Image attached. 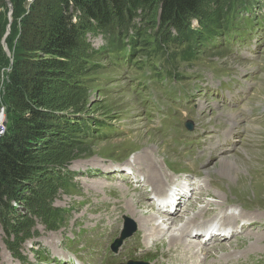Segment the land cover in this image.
Masks as SVG:
<instances>
[{"label":"rangeland","instance_id":"obj_1","mask_svg":"<svg viewBox=\"0 0 264 264\" xmlns=\"http://www.w3.org/2000/svg\"><path fill=\"white\" fill-rule=\"evenodd\" d=\"M208 5L209 3L207 0H201V6H199L197 9V13L203 15L204 13H202V10H204ZM127 7L129 8V6ZM100 8H102L101 12L103 11L104 14L107 12V17L104 19L105 22L101 21L103 18H101V12L99 10L94 9V14L90 17V14L87 11H84L83 9L82 11L80 8L76 7L75 4L70 2V7L67 10L66 17L69 18L68 21L70 26H73V28H75L77 31V37L75 38L77 43L79 40L78 37L82 36L83 34L79 30V26L83 23L91 24L97 20L103 24H110L112 21L116 20L118 14L115 13V5L113 4L112 0H104ZM60 10V0H25V2L21 3L19 6L18 17H15L16 11L12 0H0V114L2 112L3 116L8 121L7 130H9V125H12L11 129L15 131L12 133L24 131L26 126L20 122V119L16 122V115H20V112L23 111L18 107L24 102L23 94H18L16 99L15 96L9 97L7 92H5V89H3L7 86L9 82V76L13 73L15 68L13 65L17 56L16 51L20 52V56L18 57L21 61L19 62V67L16 68L15 72H19L21 79H24L25 75H23V73L25 71L31 73L32 71L35 72L39 69V67L36 65H28V61L37 63L40 61L39 58L42 59L45 57L48 59L49 56V54L42 53L43 41H46L47 38H43L41 34L38 35L34 32L38 25V21L41 20L39 26L41 31L46 32L50 29V24H52L55 15L60 13ZM129 10L130 9H128L127 12ZM159 11V0H153V2L148 5L147 9L142 10L141 14L143 17H138L135 19L142 24L144 36L150 34L151 31L157 28V25L159 24ZM139 12L140 10L137 11V13ZM13 27L15 28V33L12 35V41L10 42V36L13 31ZM87 34L88 33L85 34V37ZM34 35H36V38L33 40L32 37ZM48 35L49 34L47 33V37H49ZM87 38L89 37L87 36ZM29 41H32V46H30V44H25ZM20 43H22V46L17 48ZM22 52H24L25 55H23ZM221 53V50H216L215 53H211V56H216L217 54ZM254 58L255 61L250 63L235 58H233V63H231L230 59L227 57L221 58L220 61H222L225 65H240L242 67L246 65L259 66L264 64V54L255 56ZM135 59L136 57L132 56V53H129L126 56L123 66L117 71V76H121L123 79L109 84L110 94L107 97L98 96V84H92L91 81L89 82L90 89L87 92H71L61 86L53 84V74L55 70H58V63H56L54 66H50V76H48V79L42 83L39 89L40 97L42 96L44 101L42 102L41 107L39 106L37 108L47 118H45L42 128L33 134L38 135L39 138L43 137V139H47L49 133L52 132L55 126V117L53 116L54 113H60L61 111L63 112L65 110L73 111L77 109L89 111L90 113L93 112L97 114H108L110 116L108 122L111 125H107L108 130H106L104 133L99 129L96 132H92L91 135L86 139V142H79L78 144L72 146H64L63 148L48 151L47 148L38 149L36 147L34 148L32 145L30 151L32 158L30 159L31 165L29 166L31 167V172L29 173L27 179L31 180L32 182L36 179L33 183L35 190L32 194L30 193V187L27 186V184L15 185V187L12 189V192H15L17 200H21L23 197L30 196L31 198L37 199L39 203H45L47 195H49L54 188L60 186V179L53 177L54 174L52 172H50V174H42L44 171L43 166L45 164L68 163L75 162L77 159L87 158H92L95 160V156L99 157L111 155L115 148H117V155H119L118 152L123 147L136 149L140 146H148L155 148L156 150L163 151V149H161L162 137L156 134L153 130L149 129L148 126H144L142 123L143 121H141L139 116L133 118L131 120V124L126 123L125 120H123L120 116L123 114H128V112H134L137 107L136 101L140 100L141 97L142 100H145V95L141 96L142 94L140 93L141 90H143L142 87H137L135 84L131 83L129 73L124 74L129 69L135 67ZM258 76L259 81H253L254 84L252 89V97L249 105L260 103L264 100V72H260ZM121 83H124L126 86H128L129 92L127 90L117 91V84ZM136 92L139 93L136 94ZM88 95H92V99L90 101L86 100ZM150 99V102L153 104L151 108L156 109L147 115V121L157 122L161 117L168 118L172 123V127L169 129L171 131L169 135H173V132L176 131L175 124L178 121V110L174 105L166 104L162 101L155 102L153 100V95L150 97ZM147 108L149 107L145 105L143 109L147 110ZM159 110H162V112H159ZM15 125L20 128L15 127ZM129 126L132 128V135H129L128 132L123 129L124 127ZM178 135H180V133H176V136ZM56 140L57 138L55 141ZM244 151L251 155L254 153L248 147L244 148ZM231 156L234 157L233 159L236 161V168L235 170H232V172L235 175H239L238 179L236 180L237 182L230 173L228 175L225 172L224 174L221 173L222 170H215L222 156L217 158L218 160L214 159L211 161L210 165L205 168V171L218 176L222 174L225 177L221 176L223 178L222 183L219 185L218 189L210 193L209 196L217 200L224 199V197L241 198L243 196H247L255 199L258 201V203L264 204V177L251 174L248 162L249 159L246 153L244 156L243 153L236 152V155L233 154ZM127 190H129V192L131 191L130 189H126L125 197L128 200V206L132 207V214L135 213V215H132V217H137L140 219L143 216L147 217V215L151 213L148 201L146 202L140 200L138 196L136 198V195H131V193H129ZM22 200H24V198ZM186 212L191 213L192 210L188 208ZM15 214L16 213L14 211L8 212L9 216ZM141 214H143L142 217ZM177 219H180V217ZM169 226L172 227V223L171 225L169 224ZM170 227L168 229L167 235L171 233L170 238L172 236L175 237L174 234L178 236V233H180L181 229L175 227L170 229ZM263 233H255L253 235L247 236L249 241L247 239L245 244L240 245L238 249L241 251L247 250L249 252H254L261 249V247L264 246ZM170 238L165 237L162 245L156 246L153 252L146 254L143 257L136 258L138 259L137 261L149 262L151 258L155 257L154 253L159 254L165 250V248L168 246V243L173 244L171 242L173 239L170 240ZM166 239H168V243ZM256 239H259L262 242H254ZM215 246L220 247V249H224L226 248L227 244H223V247L222 245ZM215 246H213V249ZM208 249L206 250L208 251Z\"/></svg>","mask_w":264,"mask_h":264},{"label":"trees","instance_id":"obj_2","mask_svg":"<svg viewBox=\"0 0 264 264\" xmlns=\"http://www.w3.org/2000/svg\"><path fill=\"white\" fill-rule=\"evenodd\" d=\"M103 1L104 0H60V13L55 15L52 24H50V29L48 26V31H41V28H39L41 20L38 21V25L34 32L38 35L41 34L43 38H47L46 41H43L42 53L49 54V56L48 59L45 57L42 59L39 58L40 61L37 63L28 61V65H36L39 69L31 73L25 71L23 73V75H25L24 79H21L19 72H15L21 61L18 57L20 56V52L16 51L17 56L13 65L15 68L13 73L9 76V85L7 84L3 89H5L9 97L15 96L16 99L18 94H23L24 102L22 105L18 106L23 111L20 112V115H16V122L20 119V122L26 126L24 131L12 133L15 131L11 129L12 125L10 124L8 135L6 134L4 138L0 139V202L3 201L5 196L12 194V189L15 185L22 184L31 172V167H29L31 165L30 159L32 158L30 152L32 148L31 144L35 139L39 138L38 135L33 133L42 128L44 120L47 118L37 109L39 106L41 107L44 101L43 97H40V86L48 79V76H50V66H54L56 63L61 65L62 63L59 58L66 56L71 46L76 44L75 38L77 37V31L73 26H70L68 21L69 18L66 17L69 3L72 2V4H75L76 7L81 10L87 11L91 17V15L93 16L94 14V9L101 12L102 8L100 7ZM12 2L15 6V17H18L19 6L21 3L25 2V0H12ZM112 2L115 5V13L121 16L122 12H127L128 9H130L128 11L130 14L139 7H146L145 9H147L148 5L151 4L153 0H112ZM159 2L161 3V21H172L175 23V26L184 23L187 20V16L193 14L197 11L199 6H201V0H159ZM127 6H129V8ZM100 15L101 18H103L101 21L105 22L104 19L107 17V12L104 14L102 11ZM14 33L15 28L13 27L10 42L12 41V35ZM47 33L49 37H47ZM35 36L36 35L32 37L33 40L36 38ZM31 42L32 41H29L25 44H30V46H32ZM19 46H22V43H20L17 48H20ZM22 53L25 55L24 52ZM15 127L18 126L15 125Z\"/></svg>","mask_w":264,"mask_h":264},{"label":"bare ground","instance_id":"obj_3","mask_svg":"<svg viewBox=\"0 0 264 264\" xmlns=\"http://www.w3.org/2000/svg\"><path fill=\"white\" fill-rule=\"evenodd\" d=\"M231 155H233V153L232 154H224V155H222V157L219 155V158L221 157V160L219 161V164H218V166H216V169L215 170H222V172L221 173H223L224 174V172L226 173V174H228L229 175V173L235 178V181L238 179V177H239V175H235V174H233V172H232V170H235V168H236V161H235V159H233L234 157H232ZM218 160V159H217ZM238 162V161H237ZM239 164V163H238ZM146 166L149 168V165H148V163H146ZM234 167V168H233ZM222 175V174H221ZM147 177H148V179H149V181L151 182V184H152V187L154 188V189H156V190H161V189H163V186H164V183L163 182H160V179L158 178V172H157V168L155 167V166H153V168H149L148 169V171H147ZM232 177V178H233ZM237 182V181H236ZM224 197V196H223ZM225 198V197H224ZM139 202V201H138ZM131 204V203H130ZM143 204V203H142ZM150 206V205H149ZM150 209H152L151 208V206H150ZM194 215V214H193ZM181 215H180V210L178 211V212H176L175 214H173V215H171L170 216V221L171 222H175V221H178L179 219H177L178 217H180ZM142 217V216H141ZM163 223H165V222H163ZM177 225H179V224H174V225H172V227H170V229H172L173 227H175V228H179ZM181 227H183L182 225H180ZM180 227V228H181ZM180 233H181V230H180ZM180 233H178V236H176V234H174L175 235V237H171L170 238V235H171V233H169L168 235H166L168 238H170V240L171 239H173V241H171L173 244H177V243H179V242H181V239H182V237H180ZM197 238H199V237H197ZM170 245H172V244H170ZM191 248H192V246H191ZM211 249H213V246L211 247ZM202 251H204V252H206V253H208L207 252V250H202Z\"/></svg>","mask_w":264,"mask_h":264},{"label":"built area","instance_id":"obj_4","mask_svg":"<svg viewBox=\"0 0 264 264\" xmlns=\"http://www.w3.org/2000/svg\"><path fill=\"white\" fill-rule=\"evenodd\" d=\"M1 89V87H0ZM8 121L3 116L2 112L0 114V139L4 138L5 135H8Z\"/></svg>","mask_w":264,"mask_h":264}]
</instances>
